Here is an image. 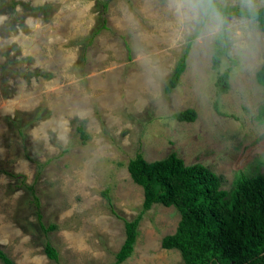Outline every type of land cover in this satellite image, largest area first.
Instances as JSON below:
<instances>
[{"label":"rangeland","instance_id":"rangeland-1","mask_svg":"<svg viewBox=\"0 0 264 264\" xmlns=\"http://www.w3.org/2000/svg\"><path fill=\"white\" fill-rule=\"evenodd\" d=\"M15 1L51 7L35 16L17 6L26 25L19 29L8 28L10 13L0 9V66L11 71L4 93L0 69V248L17 264H57L44 252L47 242L59 251L58 264H113L126 239L125 222L143 209L144 190L128 171L138 154L154 162L176 153L186 165L203 164L229 192L239 177L264 173V123L257 120L264 107L257 81L264 32L257 21L210 12L207 4L199 20H190L176 12L173 0ZM218 1L264 7V0ZM103 17L108 29L91 41ZM199 29L179 86L166 94ZM220 35L226 54L215 68ZM227 70L230 89L219 105L225 116L215 102L216 83ZM39 71L51 77L35 76ZM38 109L51 115L23 140L7 120L29 121ZM187 109L198 113L195 122L173 118ZM81 123L89 135L85 143L76 131ZM36 161L44 164L41 172ZM28 186L38 196L42 223L55 225L54 231L40 227ZM180 219L174 207L154 205L122 264H184L178 250L162 247Z\"/></svg>","mask_w":264,"mask_h":264},{"label":"trees","instance_id":"trees-1","mask_svg":"<svg viewBox=\"0 0 264 264\" xmlns=\"http://www.w3.org/2000/svg\"><path fill=\"white\" fill-rule=\"evenodd\" d=\"M207 4L210 12H216L225 17L235 16L241 19L257 21L264 32V7L257 10H248L242 7H223L218 0H211ZM21 5L25 10L33 12V15H42L51 10L49 6L32 7L30 4L18 3L15 0H0V9L10 13L8 28L26 27L25 20H20L16 15L17 6ZM108 3L104 4L103 11H107ZM101 27L92 34L93 41L104 29L107 28V19L103 17ZM200 29L189 39L183 55L179 58L174 72L167 82L165 93H172L180 84L181 77L187 68V59L194 40L199 36ZM224 35H220L215 44L214 67L217 68L222 57L226 54L222 46ZM127 49L131 52L130 46ZM9 57V54H7ZM131 59V57H130ZM3 75L2 90L4 93L10 88L7 85V74L11 71L7 64H1ZM16 74V71H13ZM37 77L49 78L51 75L36 72ZM257 81L264 86V65L257 72ZM217 100L215 109L220 115L228 116L220 110V97L230 89V70L223 73L216 83ZM7 98L12 93H7ZM46 109H38L29 119L8 118L7 122L11 130L23 140L26 130L32 128L41 120L50 117ZM173 118L179 122H195L198 113L194 109H187L173 114ZM257 120L264 123V107L261 108ZM80 138L85 143L89 135L83 123L76 128ZM66 148L63 154L68 152ZM32 159L31 157H28ZM33 160V159H32ZM39 172L44 164L36 161ZM264 164V162H263ZM128 171L135 184L144 190V203L142 212L132 221L125 222L126 239L116 255L113 264H122L129 259L135 250L139 236V226L144 214L154 205L161 204L165 207H174L181 216L175 234L168 235L162 240V247L166 250H178L181 253L184 264H264V173L239 177L232 191L222 189L220 177L203 164L186 165L185 161L176 153L167 158L148 162L142 154L131 159ZM12 177L14 175H11ZM33 193V203L40 227L45 233L54 231L55 225L46 227L42 223L40 202L33 186H28ZM103 196L112 202L108 190ZM46 256L59 263V251L51 242L45 244ZM0 262L2 264H17L6 252L0 248Z\"/></svg>","mask_w":264,"mask_h":264},{"label":"clouds","instance_id":"clouds-1","mask_svg":"<svg viewBox=\"0 0 264 264\" xmlns=\"http://www.w3.org/2000/svg\"><path fill=\"white\" fill-rule=\"evenodd\" d=\"M173 3L176 12L182 17L199 20L205 11V4H210L211 0H173ZM245 3L250 4L251 0H245Z\"/></svg>","mask_w":264,"mask_h":264}]
</instances>
